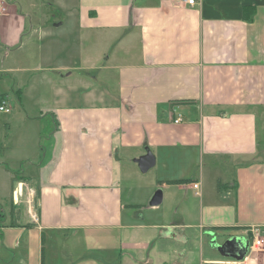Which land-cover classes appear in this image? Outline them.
Segmentation results:
<instances>
[{"label":"crops","instance_id":"1","mask_svg":"<svg viewBox=\"0 0 264 264\" xmlns=\"http://www.w3.org/2000/svg\"><path fill=\"white\" fill-rule=\"evenodd\" d=\"M1 1L0 264H264V0Z\"/></svg>","mask_w":264,"mask_h":264},{"label":"rangeland","instance_id":"2","mask_svg":"<svg viewBox=\"0 0 264 264\" xmlns=\"http://www.w3.org/2000/svg\"><path fill=\"white\" fill-rule=\"evenodd\" d=\"M34 4L36 5V7H34L35 10H39V11H43V12H46V13H50L52 16L54 15L55 18H57L60 21V20H63V14H64V12L77 10L78 0H36L34 2ZM21 5L23 7L24 6L26 7L27 6L26 0H22L21 1ZM2 6H3V4H2ZM18 7H19V5H18ZM3 8H4V6H3ZM27 8L33 9L32 5L29 6V7H27ZM4 9H3V11H4ZM55 18H49V19L52 20L51 22H53ZM59 29L61 31H63V32H61V31L59 32V31H55V30H53V31H54V33L56 35H61L60 40H61V43H63V41H65L64 40V34L63 33L66 30H64V28H62V27H60ZM50 40H52V38H48L45 42H49ZM59 57L62 60H64V59H66V54L64 52H61V54L59 55ZM78 73H81V72L80 71H73V73H72V75L70 77L72 81H73V79L76 76H78ZM26 75H32L31 78L35 79V76L37 77L38 72H28V73H26ZM82 78L83 79H86L85 77H82ZM82 83L83 82L76 81L75 83L72 82V85H75L77 87L78 85H81ZM33 86L34 85H29V87L27 88L28 92L36 93V91L32 88ZM96 87H99V85L96 84ZM14 102H15V99H14ZM8 115L9 114H7V113H0V123L3 124V128H4V126L5 127L8 126V124H7L6 120H5ZM10 137H11L10 141L13 143V141H15V140H13V138L16 139L18 136H12V135H10ZM1 141H2V139H1ZM4 144H5V142H3V141L0 144V164L1 165L3 163H6L5 162V159L2 156V150L4 148V146H3ZM6 164H7V167L10 168L11 171L12 170L14 171V173L17 174L19 172V168H20V165L19 164H9V163H6ZM22 167H23V165H22ZM1 183L2 182H0V214L2 215L3 213L8 212L9 209L11 208L12 194H11V191H8L7 192L6 188L3 185H1ZM24 196H26L25 193H23V197ZM35 200L36 199H35V195H34L32 197V200L31 201H34L35 202ZM31 205H32V202H31ZM17 209H19V214L20 213H25L26 206L23 205V204H21V205H19L17 207ZM11 212L14 213V210H12ZM30 217H31V219H35L36 218L34 212L31 211ZM3 218L4 217L2 215V217H0V219L3 220ZM24 220H26L25 217H24ZM2 223L3 222H1V225H2Z\"/></svg>","mask_w":264,"mask_h":264},{"label":"water","instance_id":"3","mask_svg":"<svg viewBox=\"0 0 264 264\" xmlns=\"http://www.w3.org/2000/svg\"><path fill=\"white\" fill-rule=\"evenodd\" d=\"M135 161L138 164V167L141 171H146L150 166L153 165L154 163V158L150 152H147L145 155L140 156L139 158L135 159ZM158 201L157 198H152L150 200L151 204H154ZM235 242L232 239H226L222 244H216L215 247L219 251L226 252L232 245H234ZM240 245V244H239ZM241 248H239V254L237 255V259L242 258V256L245 254L247 247H248V242L244 245H240Z\"/></svg>","mask_w":264,"mask_h":264},{"label":"built area","instance_id":"4","mask_svg":"<svg viewBox=\"0 0 264 264\" xmlns=\"http://www.w3.org/2000/svg\"><path fill=\"white\" fill-rule=\"evenodd\" d=\"M182 3L189 5V6H193L196 3V0H180ZM3 6H2V1L0 0V11H3ZM0 111H4V112H8L9 111V107L6 106L5 101H1L0 103ZM181 120L180 117H177L174 119V122H179ZM197 183L193 184L194 188H197ZM264 245V237L262 236H255L252 239L251 243H248V247L247 250L245 252V254L242 256V258H240L238 261H245L247 263H251L252 258L249 256L251 253L259 250L260 247H262Z\"/></svg>","mask_w":264,"mask_h":264},{"label":"trees","instance_id":"5","mask_svg":"<svg viewBox=\"0 0 264 264\" xmlns=\"http://www.w3.org/2000/svg\"><path fill=\"white\" fill-rule=\"evenodd\" d=\"M174 182H178V181H174Z\"/></svg>","mask_w":264,"mask_h":264}]
</instances>
